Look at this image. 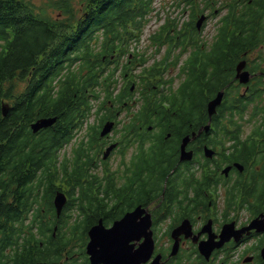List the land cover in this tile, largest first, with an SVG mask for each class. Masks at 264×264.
<instances>
[{
  "label": "flooded vegetation",
  "instance_id": "flooded-vegetation-1",
  "mask_svg": "<svg viewBox=\"0 0 264 264\" xmlns=\"http://www.w3.org/2000/svg\"><path fill=\"white\" fill-rule=\"evenodd\" d=\"M167 11L142 48L145 26L91 44L115 47L94 72L118 81L124 105L31 138L12 129L6 264H264V0H170ZM182 81L193 96L173 107Z\"/></svg>",
  "mask_w": 264,
  "mask_h": 264
},
{
  "label": "trees",
  "instance_id": "trees-1",
  "mask_svg": "<svg viewBox=\"0 0 264 264\" xmlns=\"http://www.w3.org/2000/svg\"><path fill=\"white\" fill-rule=\"evenodd\" d=\"M22 1L25 0H0V39L6 38L4 34L10 28L19 29L26 24V33L23 36L20 33L18 38L20 43H16L12 49L6 44L0 51L1 225L7 224L10 218L7 205V189L11 185L8 173V141L12 129L18 133L26 132L25 136L31 138L27 127L36 119L57 117L56 125L72 123L77 118L83 122L91 114L95 104L100 108H108L109 100L112 105L121 106L124 102L121 96L112 97L110 88L115 81L94 72V68L101 61V54L98 57L92 55L93 49L89 44L82 50L78 49L81 47L79 41L87 32L81 31L83 26L77 31L71 29V23L62 24L58 28L57 23H53L46 15H29L30 5ZM81 3L85 6L84 10L91 15L85 25L88 28L104 27V23L111 20V26L102 38L103 42L119 40L122 32L117 27L144 26L154 11V0H82ZM48 6L72 14L73 1L55 0L53 5ZM30 19L38 21L33 23ZM43 34L48 36V42L42 41ZM111 48L108 47V50ZM66 60L69 62L66 63ZM187 85L188 81H182L178 93L168 97L173 107H183L192 98V84L189 90ZM3 101L8 102L11 107L6 117L1 115ZM106 116L107 113L101 122ZM176 116L182 118L183 113L179 112ZM150 120L143 118L144 122ZM41 142L39 139L36 144ZM36 156L32 151L31 163ZM39 184L41 185L40 180ZM31 259L33 260V255ZM0 264H6L1 251Z\"/></svg>",
  "mask_w": 264,
  "mask_h": 264
},
{
  "label": "rangeland",
  "instance_id": "rangeland-1",
  "mask_svg": "<svg viewBox=\"0 0 264 264\" xmlns=\"http://www.w3.org/2000/svg\"><path fill=\"white\" fill-rule=\"evenodd\" d=\"M44 1L45 0H35V2L37 3V4H43L44 3ZM79 0H77V2H78ZM170 2V0H154V11H153V13H151L150 14V16H149V20H148V22L144 25L145 26V28H144V30H143V35L141 36V41H142V44H141V48L142 47H144L145 46V43L146 42H144V40L146 39V37L150 34V33H153V31H154V28L156 27V26H158V22L155 20V16H160L161 18L165 15V14H167L168 13V11H167V4ZM81 3V2H80ZM79 3V4H80ZM75 5L74 6V8H73V11H75V13H76V15L78 16V17H82L83 16V13H84V11L83 10H80L79 8H80V5ZM161 5H163L164 7H163V9L161 8ZM53 15H56V12H54L53 13ZM64 17V20H68V19H70V17L68 16V15H66V16H62V18ZM134 27H137V26H134ZM153 48H150L148 51H147V55H153ZM157 58L158 57V55L157 54H154L153 56H151L150 57V59H149V62L150 63H152V59L151 58ZM207 66L209 65V63H208V61L206 60L205 62H204ZM168 72L165 74V76H167L168 77ZM197 82H200L201 83V81H200V79H198L197 80ZM119 84L121 85L122 84V82L120 81L119 82ZM179 85V81H175L174 82V87H177ZM116 87H117V85H116ZM97 106V104H95L94 105V107H96ZM107 118V116L104 118V119H106ZM140 121H142L143 122V117L140 115ZM88 120H90V121H93V118L91 117V118H89ZM79 138H80V136H79ZM183 145H181V147H182ZM54 184L55 185H57L58 184V181H55L54 182Z\"/></svg>",
  "mask_w": 264,
  "mask_h": 264
},
{
  "label": "water",
  "instance_id": "water-1",
  "mask_svg": "<svg viewBox=\"0 0 264 264\" xmlns=\"http://www.w3.org/2000/svg\"><path fill=\"white\" fill-rule=\"evenodd\" d=\"M220 98H221V95H218L217 98L209 104V108H208L209 116H211L214 113V107L220 101ZM2 111H3V115H6V113L8 111V106L6 104L2 105ZM55 121H56V118L39 119L36 122H34L33 124H31V130L33 132H37L38 130H40L42 128H46V127L51 126ZM109 128H110V125H106L104 127L102 134H105L106 132H108ZM183 158H184V151L182 150L181 159H183ZM65 201H66V198L62 193H59V192L56 193V195L54 197V205H55V208H56L58 213L60 212L61 208L65 204ZM91 248H92V242H90L88 245V252H91ZM104 250H106V248H101L100 252L104 251ZM40 264H44V263H40Z\"/></svg>",
  "mask_w": 264,
  "mask_h": 264
}]
</instances>
